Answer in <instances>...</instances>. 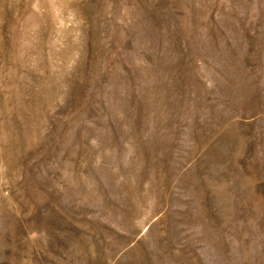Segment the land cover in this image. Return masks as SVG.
Wrapping results in <instances>:
<instances>
[{
	"label": "rangeland",
	"instance_id": "1",
	"mask_svg": "<svg viewBox=\"0 0 264 264\" xmlns=\"http://www.w3.org/2000/svg\"><path fill=\"white\" fill-rule=\"evenodd\" d=\"M0 264H264V0H0Z\"/></svg>",
	"mask_w": 264,
	"mask_h": 264
}]
</instances>
